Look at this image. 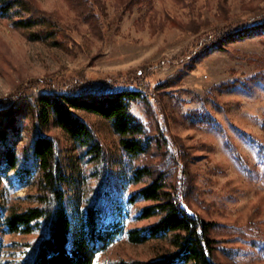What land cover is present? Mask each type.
<instances>
[{
  "label": "rangeland",
  "instance_id": "374dc122",
  "mask_svg": "<svg viewBox=\"0 0 264 264\" xmlns=\"http://www.w3.org/2000/svg\"><path fill=\"white\" fill-rule=\"evenodd\" d=\"M22 1L32 13L15 9L0 17L1 108L85 81L148 85L147 101L133 107L153 141L147 156L128 159L111 122L86 112L77 116L100 140L104 162L93 161L53 121L42 130L59 145L74 224L98 192L126 200L150 184L153 178L127 181L149 166L155 177L169 175L173 192L185 191L189 205L216 224L222 264H264V31L222 43L227 32L264 24V0ZM22 19L40 24L24 29L17 25ZM17 119L15 139L24 154L37 127L32 118ZM162 134L166 148L157 144ZM37 193L29 180L0 173V213L36 206ZM148 205L130 209L121 239L96 264L152 262L174 251L169 239L129 242L128 232L158 222L137 220ZM33 228L31 235L9 234L0 218V264H25L48 235L44 221Z\"/></svg>",
  "mask_w": 264,
  "mask_h": 264
},
{
  "label": "trees",
  "instance_id": "16d2710c",
  "mask_svg": "<svg viewBox=\"0 0 264 264\" xmlns=\"http://www.w3.org/2000/svg\"><path fill=\"white\" fill-rule=\"evenodd\" d=\"M84 1L85 6L89 4V0ZM15 9L32 13L22 0H1L0 17H9ZM92 10V7L87 9L89 12ZM39 24V20L32 19L17 22L24 29ZM257 31H264V24L227 32L222 43L244 41ZM147 87L143 80L136 85L85 81L72 85L66 93L59 90L28 97L24 112L21 109L26 100L19 105L8 103L4 108H1L4 102L0 103V173H13L38 188L36 206L8 213L3 211L0 218L9 234L31 235L33 225L41 221L46 222L48 231L46 238L31 247L25 264H96L98 256L121 239L123 219L140 201L149 205L142 209L137 220L157 217L159 220L151 226L128 232L129 242L139 245L151 240L169 239L174 251L152 262L119 264H222L219 256L224 253L223 249L221 251L223 239L215 235L216 224L203 218L189 205L185 191L178 189L173 192V187L168 184L169 175L155 177L154 169L149 166L137 168L127 176L131 185H140L146 178L154 180L129 193L126 200L123 195L112 197L109 193L98 192L95 203L85 211L78 210L75 224L70 215L64 190L67 176L61 163L59 145L42 130L53 121L75 145L87 149L93 161L104 162L105 150L100 140L92 128L77 116L78 112H86L111 122L128 159L147 156L153 149V141L133 113L135 103L147 101L144 91ZM21 115L34 119L37 127L35 137L24 154L18 152L15 139L18 137L17 118ZM160 137H164L163 134ZM164 138L157 144L161 143L166 148L168 141ZM174 156H170V160Z\"/></svg>",
  "mask_w": 264,
  "mask_h": 264
}]
</instances>
